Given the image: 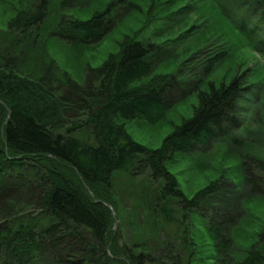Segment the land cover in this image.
Segmentation results:
<instances>
[{
  "label": "trees",
  "instance_id": "trees-1",
  "mask_svg": "<svg viewBox=\"0 0 264 264\" xmlns=\"http://www.w3.org/2000/svg\"><path fill=\"white\" fill-rule=\"evenodd\" d=\"M82 1L38 0L0 31L1 40L12 37L0 47V264H193L197 246L189 215L207 214L208 200L224 188L216 182L189 198L166 162L209 145L226 133L227 125L235 126L237 104L248 86L234 78L198 90L193 115L159 149L138 143L119 119L156 122L172 106L176 78L154 75L155 46L130 36L101 66L89 67L83 83L61 71L48 53L51 37L39 34L43 28L68 45L90 47L119 23L120 9H140L130 0H113L88 19L66 13L79 9ZM213 2L264 57V0ZM26 51L35 67L23 60ZM226 57L221 51L206 58L203 76ZM245 163L251 193L264 196V158L250 156ZM118 172L133 178L147 173L152 181L140 183L128 197L134 204L129 217L138 211L142 221L139 241L133 234L121 245L115 216L123 225L127 212L114 192ZM210 220L217 251L226 259L235 219L216 214ZM260 245L238 264H264V231Z\"/></svg>",
  "mask_w": 264,
  "mask_h": 264
},
{
  "label": "rangeland",
  "instance_id": "rangeland-1",
  "mask_svg": "<svg viewBox=\"0 0 264 264\" xmlns=\"http://www.w3.org/2000/svg\"><path fill=\"white\" fill-rule=\"evenodd\" d=\"M111 1L84 0L80 3L85 4H79V9H70L66 13L88 19L94 12L104 10ZM37 2L0 0V31L6 32L9 22L18 12L32 10ZM130 2L140 9L119 10V23L97 45H68L56 38L54 31L45 28L39 34L51 37L48 46L50 58L61 71L78 83L84 82L89 67L101 66L110 54L119 52V44L125 37H135L155 46L157 59L153 74L174 77L177 81L170 90L172 106L154 123L143 119H119L135 141L152 150L159 149L182 121L193 115L194 107L198 104V90L206 89L210 84H229L234 78L240 79L245 88L248 86L237 104L235 126L227 125L226 133L209 145H199L190 153L175 154L166 162L168 169L177 177L183 193L189 198L216 182L224 188L218 197L208 200L204 207L207 214L203 213L202 216L193 211L189 215L190 232L197 246L193 264H238L250 248L260 245L261 233L264 231V196L251 193L246 178L248 165L245 163V159H250V156L264 158V57L226 21L213 0ZM232 8L229 9L232 11ZM8 42L0 39V47ZM221 51L227 52V57L218 62L210 74L203 76L206 58ZM28 58L31 57L27 52L23 60L28 66L35 67ZM147 80L149 78L142 82ZM234 139L239 140L241 146L234 143ZM140 183L152 185L147 173L135 178L122 172L115 175L114 192L124 213L127 212L124 226L115 216L114 233H121L123 237L118 239L119 245L132 241L133 234L139 241L138 224H141L142 215L139 216L137 211V215L131 214L129 217V210L134 204L128 197ZM157 184L154 183L155 187H158ZM179 206L176 203V210ZM111 209L115 215L114 209ZM216 214H227L235 219L229 225L232 249L226 259L219 255L217 243L209 231L210 219ZM145 241L150 244L151 238L146 236ZM172 241L179 244L177 239ZM38 264L53 262L43 260Z\"/></svg>",
  "mask_w": 264,
  "mask_h": 264
},
{
  "label": "bare ground",
  "instance_id": "bare-ground-1",
  "mask_svg": "<svg viewBox=\"0 0 264 264\" xmlns=\"http://www.w3.org/2000/svg\"><path fill=\"white\" fill-rule=\"evenodd\" d=\"M120 10H124V9H120ZM262 32H264V29L262 28ZM263 36H264V34H263Z\"/></svg>",
  "mask_w": 264,
  "mask_h": 264
},
{
  "label": "water",
  "instance_id": "water-1",
  "mask_svg": "<svg viewBox=\"0 0 264 264\" xmlns=\"http://www.w3.org/2000/svg\"><path fill=\"white\" fill-rule=\"evenodd\" d=\"M109 207H111V206L109 205Z\"/></svg>",
  "mask_w": 264,
  "mask_h": 264
}]
</instances>
